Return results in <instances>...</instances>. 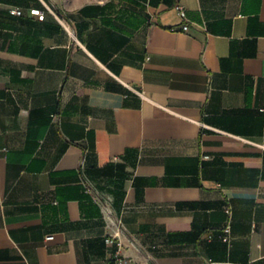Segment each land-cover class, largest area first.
Here are the masks:
<instances>
[{
	"label": "crops",
	"instance_id": "1",
	"mask_svg": "<svg viewBox=\"0 0 264 264\" xmlns=\"http://www.w3.org/2000/svg\"><path fill=\"white\" fill-rule=\"evenodd\" d=\"M96 199L128 264H264V0H0V264H104Z\"/></svg>",
	"mask_w": 264,
	"mask_h": 264
},
{
	"label": "built area",
	"instance_id": "2",
	"mask_svg": "<svg viewBox=\"0 0 264 264\" xmlns=\"http://www.w3.org/2000/svg\"><path fill=\"white\" fill-rule=\"evenodd\" d=\"M46 9L48 12L52 13L59 21L64 22V19L60 16L58 11L53 8L50 5H46ZM175 9L177 10L178 15L183 19H187V9L182 4L175 5ZM10 12L15 15H21L22 9L14 7L10 9ZM31 14L38 15L39 17H44L45 11L41 9H31ZM64 27L69 33H73V29L70 26V24L64 22ZM184 30H188V25L183 26ZM138 95H140L142 98H145L143 91H136ZM80 169L82 170V181L84 184V187L87 192H91L92 190V184L91 180L87 178V176L84 174V161L81 163ZM97 202L101 203L104 213V219L106 221L107 226L110 228V233L106 237L105 242L107 247L110 249L108 251V257L105 260L104 264H128V259L125 257V255L122 252L123 243L121 241V235L124 231V222L120 217H117L111 207V205L108 202L100 201L96 199ZM225 212L227 214V222L223 229V236L222 240L226 243H230L232 241V218H233V211L231 206H228L225 208ZM49 239L53 238V236H49ZM116 247V249H114Z\"/></svg>",
	"mask_w": 264,
	"mask_h": 264
}]
</instances>
